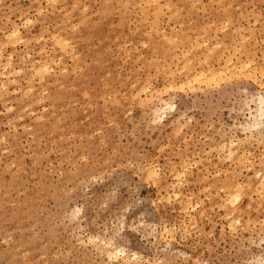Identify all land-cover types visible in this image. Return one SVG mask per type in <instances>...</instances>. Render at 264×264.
I'll return each mask as SVG.
<instances>
[{"label":"rangeland","instance_id":"rangeland-1","mask_svg":"<svg viewBox=\"0 0 264 264\" xmlns=\"http://www.w3.org/2000/svg\"><path fill=\"white\" fill-rule=\"evenodd\" d=\"M0 41V264H264V0H0Z\"/></svg>","mask_w":264,"mask_h":264},{"label":"bare ground","instance_id":"bare-ground-1","mask_svg":"<svg viewBox=\"0 0 264 264\" xmlns=\"http://www.w3.org/2000/svg\"><path fill=\"white\" fill-rule=\"evenodd\" d=\"M146 2H147V1H146ZM148 2H149V1H148ZM25 20H26V19H25ZM27 20H29V19H27ZM27 22H28V21H27ZM28 23H29V22H28ZM221 24H222V23H221ZM209 25H210V24H209ZM209 27H210V26H209ZM221 27H222V26H221ZM223 27H224V26H223ZM11 29H12V28H11ZM11 31H12V30H11ZM9 33H10V32H9ZM9 33H7V34H9ZM18 33H19V29H18V28H15V29L12 31V34H10V36L12 35L13 37H15V35H17ZM19 35H20V34H19ZM6 36H7V35H6ZM54 37H55V35H54ZM60 37H61V36H60ZM60 37H59V38H60ZM15 38H17V37H15ZM20 39H21V38H20ZM58 40H59V39H58ZM58 40H56V41H58ZM60 40H61V39H60ZM64 40H65V39H64ZM196 41H197V40H196ZM0 42H1V41H0ZM12 42H14V41H12ZM15 42H16V41H15ZM58 43L61 44L60 41H58ZM14 44H15V43H14ZM65 46H66V44H65ZM65 46H62V48L65 47ZM67 47H68V46H67ZM63 49H64V48H63ZM1 50H2V49H1ZM66 50H67V49H66ZM233 51H234V50H233ZM235 51H236V49H235ZM28 55H29V54H28ZM177 56H178V55H177ZM11 57H12V56H10V59H11ZM23 57H24V56H23ZM27 58H28V57H27ZM229 58H230V57H229ZM237 60H238V59H237ZM9 61H11V60L5 61V64H6V62H7L8 65H7V64H6V65L4 64V66H9V64H10ZM226 61H227V60H226ZM199 62H200V61H199ZM230 62H231V61H230ZM186 63H187V62H186ZM189 63H190V61H189ZM235 63H237V62H235ZM235 63H234V64H235ZM248 63H249V62H248ZM234 64H233V65H234ZM245 64H247V62H246ZM42 65H43V64H42ZM227 65H228V64H227ZM2 66H3V65H2ZM4 66H3V67H4ZM10 66H11V65H10ZM45 66L48 67L47 64H46ZM45 66H44V67H45ZM46 67H45V68H46ZM175 67H176V66H175ZM4 68H6V67H4ZM4 68H3V69H4ZM41 68H42V67H41ZM184 68H185V67H184ZM192 68H193V67H192ZM192 68H191V69H192ZM229 68H230V67H229ZM233 68H234V67H233ZM3 69H2V70H3ZM12 69H13V67H12ZM38 69H39V68H38ZM47 69H48V68H47ZM238 69H239V68H238ZM245 69H246V68H245ZM255 69H256V68H255ZM2 70H1V71H2ZM14 70H15V69H14ZM17 70H18V69H17ZM17 70L12 71V72H15V73L20 72V71H17ZM40 70H41V69H40ZM240 70H241V67H240ZM16 71H17V72H16ZM22 71H23V70H22ZM203 71H204V70H203ZM245 71H246V70H245ZM39 72H40V71H39ZM207 72H208V70H207ZM216 72H217V71H216ZM218 72H219V74H217V75H221L220 70H219ZM221 72H223V71H221ZM228 72H230V71L228 70ZM248 72L250 73V71H248ZM252 72L254 73V70H253ZM15 73H14V74H15ZM173 73H174V72H173ZM204 73H205V71H204ZM214 73H215V72H214ZM214 73H212V74H214ZM243 73H244V72H243ZM243 73H242V75H245V74H243ZM246 73H247V72H246ZM249 73H248V74H249ZM9 74L11 75L10 72H9ZM9 74H8V75L6 74V76L8 77ZM43 74H44V73H43ZM43 74H42V75H43ZM195 74H196V73H195ZM195 74H193V77H194L193 79H197V78H198V77H197L198 74H196V75H195ZM212 74H211V75H212ZM224 74H225V73H224ZM232 74H233V73H232ZM1 75H3V72L1 73ZM42 75H41V76H42ZM201 75H202V71H201ZM211 75H210V76H211ZM214 75H216V74H214ZM251 75H252V74H251ZM212 76H213V75H212ZM150 77H151V76H150ZM196 77H197V78H196ZM199 77H200V76H199ZM213 77H215V76H213ZM42 78H43V77H42ZM191 78H192V77H191ZM12 79H13V78H12ZM207 79H208V78H207ZM209 79H210V77H209ZM209 79H208V80H209ZM213 79H214V78H213ZM9 80H10V79H9ZM9 80H8V81H9ZM211 80H212V79H211ZM211 80H209V81H211ZM10 81H11V80H10ZM194 81H196V80H194ZM198 81H199V80H198ZM12 82H13V81H12ZM15 82H16V81H15ZM189 82H190V80H189ZM196 82H197V81H196ZM200 82H201V81H200ZM1 83H3V82H1ZM171 84H172V83H171ZM190 84H192V83H190ZM5 85H6V84H4V86H5ZM7 85H8V84H7ZM142 85H143V84H142ZM142 85H141V86H142ZM2 86H3V84H2ZM188 86H189V85H188ZM142 87H143V86H142ZM144 87H145V86H144ZM172 87H173V86H172ZM30 88H31V87H30ZM30 88H29V89H30ZM32 88H33V87H32ZM147 88H148V87H147ZM143 89H144V92H145L146 89H145V88H143ZM164 89H165V88H164ZM14 90H15V89H14ZM4 91H5V90H4ZM152 91H153V90H152ZM152 91H151V95H152ZM26 92H27V91H26ZM137 92H138V91H137ZM160 92H161V91H160ZM136 94H137V93H136ZM149 94H150V93H149ZM259 98H260V97H259ZM152 99H153V98H152ZM142 101H143V100H142ZM259 103H260V106H261V107L259 106V107H260V115H264V97H261V98H260ZM157 108H158V107H157ZM155 109H156V108H155ZM260 115H259V116H260ZM260 117H261V116H260ZM262 117H264V116H262ZM254 118H255V117H254ZM252 119H253V118H252ZM258 119H259V118H258ZM261 119H262V118H261ZM254 120H255V119H254ZM152 121H153V120H152ZM155 121H156V120H155ZM260 123H262V122H260ZM256 125H257V128H258V127H260V126L263 125V124H261V125L259 124V126H258V123H256V124H255L254 126H252V127L254 128ZM248 126H249V124H248ZM263 126H264V125H263ZM249 127H250V126H249ZM249 127H248V128H249ZM250 128H251V127H250ZM250 128H249V129H250ZM1 138L3 139L2 136H1ZM3 140H4V139H3ZM235 143H236V142H235ZM223 144H224V142H223ZM224 145H225V144H224ZM230 148H231V147H230ZM230 150H231V149H230ZM231 152H232V151H231ZM232 154H233V153H232ZM230 156H231V155H230ZM239 156H240V155H239ZM239 158H240V157H239ZM237 160H239V159H237ZM183 161H184V160H183ZM185 163H186V162H185ZM243 163H244V162H243ZM243 163H242V164H243ZM190 164H191V163H190ZM190 164H189V165H190ZM186 167H187V166H186ZM186 167H184V168H186ZM184 168H183V169H184ZM186 169H187V168H186ZM262 171H263V169H260V170L257 172V173H258L257 176L260 177V180H261V181L259 180V181L261 182L260 185H262V184H263V181H264V177H263V176H264V173H262ZM148 172L150 173V174H149L150 176H155V174H156V172L153 171L152 169H151V171L149 170ZM177 172H178V171H177ZM184 172H185V170H183L182 173H180V174H177V173H176L177 175H174V176H175V177H176V176L180 177ZM178 173H179V172H178ZM150 176H149V177H150ZM156 176H157V175H156ZM174 176H173V177H174ZM178 177H177V178H178ZM157 179H158V178H157ZM226 179H227V178H226ZM158 180H159V179H158ZM249 186H250V185H249ZM249 186H248V187H249ZM256 186H257V185H256ZM226 187H227L226 191L228 192V199H229V200L227 199V203H229L230 205H231V204L235 205V204L239 201V199H240V197H241V194H242L241 186H240V184L237 183V180H236V179H230V180L226 183ZM254 187H255V186H254ZM262 188H263V186H262ZM250 190H251V187H250ZM170 191H171V190H170ZM172 191H173V189H172ZM174 191H175V190H174ZM175 192H176V191H175ZM178 192H179V191H177L176 193H178ZM261 192H262V191H261ZM167 193L170 194V192H167ZM172 193H173V192H172ZM179 193H181V191H180ZM179 193H178V194H179ZM178 194H177V195H178ZM177 195H175V196L177 197ZM188 197H190V196H188ZM168 198H170L169 195H168ZM174 198H175V197H174ZM186 198H187V197H186ZM187 199H188V198H187ZM227 203L225 204V206H227ZM222 206H223V205H222ZM184 210H185V208H184ZM234 210H235V209H234ZM230 213L232 214V211L229 212L228 215H229ZM225 214H226V213H225ZM231 220H232V219H231ZM195 221H196V220H195ZM229 221H230V220H229ZM248 222H249V221H248ZM106 244H107V243H106ZM112 246H113V245H112ZM115 250H116V249H115ZM115 250H114V249H111V248L106 250L107 253H106V252H105V253L107 254V256H108L109 259H115V258H114V257L116 256L115 253H117V252H115ZM118 252H122L123 254L125 253L123 250H119ZM116 258H117V256H116ZM122 259H123V258H122Z\"/></svg>","mask_w":264,"mask_h":264}]
</instances>
